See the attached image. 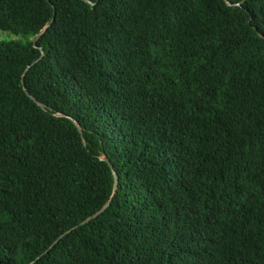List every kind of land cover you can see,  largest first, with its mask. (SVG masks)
Here are the masks:
<instances>
[{"label": "trees", "instance_id": "obj_1", "mask_svg": "<svg viewBox=\"0 0 264 264\" xmlns=\"http://www.w3.org/2000/svg\"><path fill=\"white\" fill-rule=\"evenodd\" d=\"M87 1L0 0V264H264V0Z\"/></svg>", "mask_w": 264, "mask_h": 264}, {"label": "water", "instance_id": "obj_2", "mask_svg": "<svg viewBox=\"0 0 264 264\" xmlns=\"http://www.w3.org/2000/svg\"><path fill=\"white\" fill-rule=\"evenodd\" d=\"M48 2H49V0H47ZM86 2H88L87 0H85ZM246 0H244L243 2H245ZM42 34V33H41ZM40 34V35H41ZM40 35H38V36H36L34 39H33V44H34V47L35 48H37V44H36V42H37V40H38V38L40 37ZM29 96H30V98H32V99H34L29 93H27ZM109 165H110V167L113 169V166H112V164L110 163V161L108 160V159H104ZM114 176H115V190L117 189V187H118V176H117V174H116V172H114ZM109 204L110 203H108L102 210H100V211H98L95 215H93L91 218H89L88 220H86L85 222H83V223H81V225H85L86 223H88V222H90L92 219H95V218H97L103 211H105L106 210V208L109 206ZM63 236H61V237H59L58 239H57V241H56V243L62 238ZM55 245V244H54ZM53 245V246H54ZM52 246V247H53Z\"/></svg>", "mask_w": 264, "mask_h": 264}, {"label": "rangeland", "instance_id": "obj_3", "mask_svg": "<svg viewBox=\"0 0 264 264\" xmlns=\"http://www.w3.org/2000/svg\"><path fill=\"white\" fill-rule=\"evenodd\" d=\"M4 38H7V39H8L7 35H5V34H0V39L2 40V39H4Z\"/></svg>", "mask_w": 264, "mask_h": 264}]
</instances>
